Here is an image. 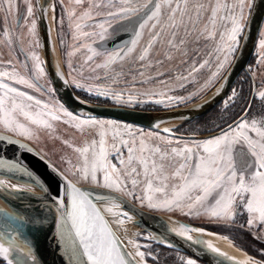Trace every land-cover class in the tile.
Listing matches in <instances>:
<instances>
[{"label":"rangeland","instance_id":"obj_1","mask_svg":"<svg viewBox=\"0 0 264 264\" xmlns=\"http://www.w3.org/2000/svg\"><path fill=\"white\" fill-rule=\"evenodd\" d=\"M254 1L251 9L244 8L243 32L239 35V46L234 54L228 53L226 46L225 50L220 53H217L216 48L222 43L220 36L225 34L231 27V21L226 17L234 14L239 19L241 0H219L221 5L226 4L228 8L226 10L224 7H221L214 20L211 16V9L215 7L217 0H196L197 3L205 5V11L200 13V30L204 31L205 26H207L209 32H215L214 38L207 40L203 36L200 37L198 43H194L188 48V55L184 57L175 50L169 51L166 43L158 42L149 50V55L145 61H140L139 56L150 39L152 29L146 26L137 39L136 25L143 18L142 15L132 19H124L116 15L109 16L108 13L110 11H119L123 0H79V3L77 0H54L52 24L58 59L70 85L81 97L78 96L88 103L150 109L183 106L194 100L199 101L211 94L226 76L239 51ZM143 2L144 0H132L134 6H138ZM29 4L33 8L32 17L27 16ZM85 12L91 13L90 18L82 19ZM161 20L165 24L167 23L164 16L161 17ZM32 23L36 25L34 31H32ZM77 23L82 26L89 25V27H82L80 31H77ZM151 23L152 21H149V24ZM213 23L215 25L214 28ZM100 25H103V27H100ZM85 32L89 33L90 36H85ZM134 39H136V43L133 46L130 42ZM261 39H264V27ZM89 48L94 49L97 55H93L88 50ZM129 48H131V51H129ZM21 49L27 53V59L21 52ZM195 49L199 51L196 52L194 51ZM33 53L39 58L40 66L44 69L43 72L36 70V61L31 59ZM67 53H73V55L68 56ZM167 55H171L172 59H167ZM89 56H92L91 61L88 60ZM217 56L220 58L219 61L217 60ZM224 56L228 57L227 61L224 60ZM109 57H112V60L106 68L97 67V65L105 64L109 60ZM194 59L197 67L204 60H208V63L199 69V71L194 72L189 77V81L176 79L178 76L188 74L190 65ZM254 59L256 63L252 64L253 66H251L249 72L251 76L255 77L258 85V90H256L257 98L261 99V102L264 103V99L259 95L260 92H264V49L260 48V43L256 49ZM183 61H187V63ZM69 63L71 67L68 66ZM221 63L224 65L223 67H220ZM13 71L29 80L35 86L28 88L25 85L15 84L14 81H10L7 77L0 79L12 83L19 90L32 95L35 99L41 100L42 105L47 104L49 111L61 115V120H50L52 127L44 128L31 125L23 117H19L20 123H25L30 128V137L20 135L18 132L9 131L3 125H0V130L33 144L78 185L104 188L102 185V172L98 173L101 182L97 184L90 180H83L79 173L75 172L72 168L73 165L77 168L80 167L83 160V157L75 149L90 145L93 140L98 142L100 139L99 129L88 128L87 126L83 130L75 128L72 126L74 122L63 115V110L71 111L57 96L43 63L36 0H11V9H9V0H0V72ZM34 79H37L46 88V91ZM73 82L84 85V89L76 88ZM97 91L103 92L105 96L97 97L95 94ZM242 92L243 88L238 84L221 105L220 112L223 113L230 105L240 100ZM170 96L184 97L185 99L182 102L173 101L169 103L168 98ZM105 101L109 103L104 104ZM157 101H162L163 103H157ZM36 110L38 111L39 109ZM245 113L246 111L243 115ZM73 115L80 119L89 118L76 113H73ZM254 118L257 120L264 118V111H261V115H256ZM96 119L113 121L118 126L115 128L108 126L106 128L107 136L105 137V147L109 151V162L116 164L117 168H122L123 166L113 158L115 155V149H113L114 143L116 148L121 151L123 157L127 159V151L122 145L123 141L133 142L134 148H138L139 141L144 140L149 147L153 148L160 147L164 150H170L173 147L181 148L187 146L195 150L196 141L209 139H186L121 121L105 118ZM64 121L68 122L65 123ZM214 121L213 125L209 128L199 127L197 124L190 122L188 125L180 126L181 128L178 127L180 129L176 128L172 130L179 135L202 136L218 131L225 123L222 120H217V118ZM114 134L116 137L115 141L113 140ZM167 141H171V143H167ZM96 148L97 150L99 149V143H97ZM133 166L142 171V166L138 164ZM134 178L138 180V185L135 189L131 186V178L126 179L123 173H121V180L124 181L122 187L126 185L124 191L117 192L115 189L110 190L132 199L139 206H144V209H149L151 212H163L165 215L177 217L194 225L196 224L191 220H197L196 218L206 223L224 224L229 227L226 230L236 236L239 244L241 243L242 246L249 247L253 253L264 258V225H261L257 220L250 227L247 224L250 216L243 208H241V212L247 214V219L244 223L240 221L238 226L233 223L234 215L226 219H217L210 215L208 209L215 206V199L217 198L215 194L205 201L203 206L197 205L196 208L191 210L187 207L186 203L171 207H149L147 196L152 195L153 203H160V194L146 191L145 180L142 175ZM127 192H133L134 195H127ZM137 197H140V199ZM236 204H239V198H237ZM234 210L235 206L232 209V213H234ZM175 214L180 215V217ZM130 225L134 227L133 233L135 234L132 242H136L141 251L145 253L144 260L147 264H186L189 259L194 260L196 264H201L181 251L168 249L158 244L148 232L141 229L134 221ZM130 241L127 243H130ZM231 241L235 247L242 249L251 257L253 256L247 250L239 247L232 239ZM253 257L257 259V257ZM257 260L264 262L261 259ZM0 262L6 264L1 256Z\"/></svg>","mask_w":264,"mask_h":264},{"label":"snow or ice","instance_id":"obj_2","mask_svg":"<svg viewBox=\"0 0 264 264\" xmlns=\"http://www.w3.org/2000/svg\"><path fill=\"white\" fill-rule=\"evenodd\" d=\"M77 2L79 3V0ZM252 3L253 0H241L239 19L234 14L226 17L230 19L231 27L220 36L222 43L216 48L217 53L224 51L225 46L228 53L234 54L236 52L239 46V35L243 32L244 8L251 9ZM221 7L226 10L228 8L226 4L221 5L217 0L215 7L211 9L213 20ZM9 9H11V0H9ZM202 11H205V5L197 3L196 0H144L138 6H134L132 0H123L119 11H110L108 15H116L124 19L143 16L136 25V38H139L146 26L152 29L150 39L139 56L140 61H145L149 55V50L158 42L166 43L169 51L175 50L184 57L188 55V48L192 44L198 43L200 37L203 36L207 40H212L215 36L214 31L209 32L207 26H205L204 31L200 30V13ZM27 16H33V8L30 4L27 7ZM90 16V12H85L82 19L90 18ZM162 16L166 18V24L161 20ZM149 21L152 23L149 24ZM35 27V23H32V31L35 30ZM82 27H89V25L76 24L77 31H80ZM84 35L90 36L87 32ZM130 43L134 46L136 39ZM259 43L260 48L264 49V39H261ZM88 50L93 55H97L94 49L89 48ZM194 51L198 52L199 50L195 49ZM67 55L71 56L73 53H67ZM31 59L36 61V70L43 72L44 69L40 66L39 58L34 53ZM167 59L171 60L172 56L167 55ZM219 59L217 56L218 61ZM227 59L228 57L224 56V60L227 61ZM88 60L91 61L92 56H89ZM111 60L112 57H109L105 64L97 65V67L106 68ZM183 62L187 63V61ZM207 63L208 60H204L197 67L194 59L188 74L178 76L176 79L189 81V77ZM68 66L71 67V64L69 63ZM223 66L221 63L220 67ZM3 77L28 88L35 86L15 71L0 72V78ZM73 83L76 88L84 89V85ZM95 94L97 97L105 96L100 91ZM259 95L264 99V92H260ZM184 99V97L171 96L168 98L169 103L173 101L182 102ZM157 103L163 102L157 101ZM63 115L74 122L72 126L75 128L83 130L87 126L88 128L99 129L100 139L98 142L93 140L90 145L75 149L83 157V160L80 167L77 168L73 165L72 168L79 173L83 180H90L99 184L101 179L98 177V173L102 172L103 187L120 192L124 191V187H126V185L122 187L124 181L121 180V173L126 179L131 178L133 189L138 185V180L134 177L142 175L145 180L146 191L159 193L161 196L160 203H153L152 195L147 196L148 206L153 208L180 206L186 203L191 210L197 205L203 206L205 201L215 194L217 197L215 206L208 211L212 217L217 219H226L230 218L231 215H238L239 213H232V209L236 206L237 198H239V206L250 216L247 224L251 227L258 220L261 225H264V118L260 120L245 118L230 123L226 128H221L218 135L203 141H196L195 150L187 146L173 147L170 150H164L160 147L153 148L149 147L144 140H140L139 147L134 148L133 142L123 141L122 145L127 151V159H125L114 143L115 155L113 158L123 166L117 168L116 164L109 162V151L105 147L106 128L108 126L118 127L113 121H104L93 117L80 119L67 110H63ZM19 117H23L31 125L44 128L52 127L50 120H61V115L49 111L47 104L42 105L41 100L19 90L12 83L0 79V125L9 131L30 137V128L25 123H20ZM64 122L67 123L68 121ZM163 131L167 133L171 130L164 129ZM115 139L114 134L113 140L115 141ZM97 143H99L98 150L96 148ZM167 143H171V141H167ZM69 163L71 162L69 161ZM135 164L142 166V171L133 166ZM0 165L8 169L18 167L16 164L5 161H0ZM0 186H3L2 180H0ZM126 194L134 195L133 192ZM137 198L140 199V197ZM66 199H70V209L65 206ZM101 199L112 202L111 207L107 209L110 212L114 207L119 206L114 203L118 197L107 196L101 197ZM56 203L60 211L61 228L74 234L76 238L72 240L73 252L79 251L76 247L78 242L83 257H86V260L79 261L78 264H130L126 257L131 254L121 250L118 238L101 215L93 199L90 198L88 191L81 190L75 184L68 182L65 186L64 196L61 197L58 194ZM119 215L121 216L120 223H123L125 219H130L127 213H120ZM193 231L202 230L181 225L178 234L191 241L192 237L186 234ZM64 235L65 231H62L61 237ZM130 243L134 242L130 241ZM193 243H204L210 250L219 255H224L207 241L198 239ZM135 247L137 248L136 256L143 261L145 253L139 251V245H135ZM13 250L19 251L24 257L33 258L31 248L21 247L13 241H9L7 246L0 242V256L7 261V264H14L13 259L10 258ZM17 264H23V260H19ZM131 264H135V261H132ZM186 264H196V262L189 259ZM237 264H256V262L247 258L237 262Z\"/></svg>","mask_w":264,"mask_h":264},{"label":"water","instance_id":"obj_3","mask_svg":"<svg viewBox=\"0 0 264 264\" xmlns=\"http://www.w3.org/2000/svg\"><path fill=\"white\" fill-rule=\"evenodd\" d=\"M53 1L36 0L42 59L57 96L71 112L84 117L126 122L163 133L166 132L163 131L162 126L172 124L171 131L166 134L186 139H204L220 133L219 130L202 136H185L173 132L172 129L193 122L214 110L227 98L240 75L248 70L264 24V0L254 1L239 51L218 87L199 101L169 110H140L123 106H104L82 100L70 85L58 59L53 22L50 24L47 16L48 8L53 7ZM255 89L256 87L246 113L234 122L244 119L248 114L255 97ZM0 161L18 165V167L11 169L0 165V176L32 183L38 190L31 191L22 187L11 188L4 184L0 186V198L15 211L11 212L0 207L2 210L0 211V242L7 246L9 241H13L21 247L31 248L33 253V258H27L22 256L19 251L13 250L10 258L13 259L14 264H17L19 260H23V264H78L79 261L86 260L78 242L76 247L79 251L73 252L72 240L76 239L74 234L67 232L60 226V211L56 201L58 194L61 197L64 196L65 186L68 182L89 192L90 198L93 199L101 215L118 238L120 248L124 253L129 252L100 209L97 203L98 197H118L115 201L120 204L121 209L132 214L135 217V224L148 232L158 244L168 249L181 251L205 264H230L206 248L182 237L176 231L171 230L167 224L169 221H173L191 229H200L230 239L229 237L171 215H163L143 209L113 190L97 186L78 185L33 144L2 130H0ZM65 206L70 209V199H66ZM42 212H46V216L42 217ZM36 216L39 217L36 218ZM62 231H65L63 237H61ZM1 258L4 260L2 256ZM126 258L130 264L135 261L131 255ZM4 262L7 264L6 260ZM135 264L137 263L135 262Z\"/></svg>","mask_w":264,"mask_h":264},{"label":"bare ground","instance_id":"obj_4","mask_svg":"<svg viewBox=\"0 0 264 264\" xmlns=\"http://www.w3.org/2000/svg\"><path fill=\"white\" fill-rule=\"evenodd\" d=\"M53 15H54L53 7L50 6L48 8V13H47L48 20H49L50 24L53 22ZM162 127L164 129H170L172 127V124L163 125ZM0 180L3 181V184L5 186L11 187V188L22 187V188H25V189H28L31 191H38L37 187L35 185H33L32 183H29V182H22V181H18V180H15V179H12L9 177H3V176H0ZM97 203H98L100 209L102 210V212L104 213V215L106 216L107 220L109 221L110 225L113 227V229L117 233L121 242L125 245L127 251L131 254L133 259L135 260V262L137 264H147L144 259H143V261H141L140 258L138 256H136L137 248L135 247V245H138V244L134 241H133L134 243H127V242H129V240L132 241V238L135 235L133 233L134 227H131V225H130V223H133V221L135 220V217L132 214H130L126 211H123L121 209L120 204L117 201H114V203L119 205V206L114 207L111 212L108 211L107 209L109 207H111L112 202H107L104 199H101V197H98ZM212 204H214V203H212ZM0 207L6 208L7 210H9L11 212H15L14 209L11 208L9 205H7L1 198H0ZM123 212L127 213L128 216L130 217V219H125L123 221V223H120L119 221L121 220V216L119 214L123 213ZM46 214H47L46 212H42L41 216L44 217V216H46ZM38 217L39 216H36V218H38ZM167 225L171 230L176 231L177 233L179 232L180 226H181V224H178V223L173 222V221H169ZM186 235H190L192 237V240H191L192 242L196 241L198 239L202 240V241L209 242L213 248L218 249V252L223 253L224 255H219L217 252L210 250L208 247H206V245L204 243H199L198 245L206 248L211 253L225 259L230 264H237V262L244 261L247 258H251L253 261L256 262V264H264V262L258 261L254 257H251L250 255L246 254L245 252H243L240 249H238L237 247H235L233 242L224 236H221L218 234H213V233H208L205 231H199V232L193 231V232L187 233ZM195 244H197V243H195ZM139 251H141L140 248H139Z\"/></svg>","mask_w":264,"mask_h":264},{"label":"flooded vegetation","instance_id":"obj_5","mask_svg":"<svg viewBox=\"0 0 264 264\" xmlns=\"http://www.w3.org/2000/svg\"><path fill=\"white\" fill-rule=\"evenodd\" d=\"M263 27H264V24H263ZM263 27H262V30H263ZM262 30H261V33H262ZM261 33H260V36H259V40H258V43H257V46H256V49H257V47H258V44H259V41H260V39H261ZM256 49H255V53H254V55H253V57H252V59H251V61H250V63H249V65H248V70L247 71H244L241 75H240V77L238 78V80L236 81V83L234 84V86H233V88H232V90L239 84V85H241L242 86V88H243V92H242V94H244L245 93V97H246V106H245V108H244V111L242 112V114L241 115H239V117L238 118H240L242 115H243V113L248 109V107H249V105H250V103H251V100H252V96H253V93H254V88L256 87V89H255V97H254V100H253V103H252V105H251V107H250V110H249V112H248V114H247V116H246V118H254V117H256V115H261V111H264V103H262L261 102V99H259V98H257V93H256V90H258V85H257V82L255 81V77L253 76H251L250 75V72H249V70H250V68H251V66H253L252 64H255L256 63V60L254 59V56H255V54H256ZM21 52L24 54V56H25V58L27 57L28 58V55H27V53L24 51V50H22L21 49ZM35 80V82L40 86V87H42V88H45L37 79H34ZM73 88V87H72ZM46 89V88H45ZM44 89V90H45ZM73 90L75 91V93L77 94V95H79L80 96V94H78V92H76V90L73 88ZM232 90H231V92H232ZM230 92V93H231ZM230 93H229V95H230ZM228 95V96H229ZM227 96V97H228ZM81 97V96H80ZM227 99V98H226ZM225 99V100H226ZM224 100V101H225ZM241 100V99H240ZM240 100H238V101H236L235 103H233L232 105H230L229 106V108L228 109H233V108H235V107H237L238 106V103L240 102ZM224 101L221 103V104H219L214 110L216 111V113H215V111L214 110H212L210 113H208V114H206V115H204V116H206L205 117V119H204V124L205 125H209V126H212L213 125V123L215 122L214 120L217 118V120H223L228 114H223L222 112H220L221 111V105L224 103ZM193 102H196V100H194V101H192L191 103H193ZM106 103H109V102H107V101H105V103L104 104H106ZM191 103H188V104H186V105H183V106H187V105H189V104H191ZM102 103H99L98 105H101ZM105 106V105H104ZM183 106H179V107H167V108H164V107H162V108H156V109H150V108H140V107H133V109H140V110H169V109H175V108H180V107H183ZM128 108H131V107H128ZM214 112V114H212ZM203 116V117H204ZM202 118V117H201ZM237 118V119H238ZM200 119V118H199ZM199 119H197V120H195V121H193V122H191V123H195V124H197V121L199 120ZM236 119V120H237ZM236 120H234V121H236ZM233 121V122H234ZM233 122H231V123H233ZM126 123V122H125ZM190 122H188V123H185L184 125H188ZM130 124V123H129ZM182 127H183V125H182ZM225 127H227V126H224V127H221V128H225ZM142 128V127H141ZM181 128V127H180ZM180 128H178V129H180ZM221 128L219 129V130H221ZM146 129V128H145ZM218 130V131H219ZM177 132H179L178 130H177ZM217 132V131H216ZM213 133V132H212ZM124 196V195H123ZM126 197V196H125ZM127 198V197H126ZM129 199V198H128ZM129 200H131L133 203H135L136 205H138L136 202H134L132 199H129ZM139 206V205H138ZM140 207L141 208H143L144 209V206H141L140 205ZM237 208V209H236ZM147 210V209H146ZM149 210V209H148ZM150 211V210H149ZM153 211V210H152ZM242 211V209H241V207L239 206V204H236V206H235V210H234V213H239L238 215H234V217H233V223L234 224H236V225H238L239 226V222L240 221H242L243 223H244V221L247 219V214L246 213H243V212H241ZM153 212H155V213H161V212H156V211H153ZM163 213V212H162ZM164 214V213H163ZM176 216H178V217H180V215H178V214H175ZM190 217V216H189ZM197 220H195V219H193V220H191V221H193L196 225H198V226H201V227H203V228H207V229H209V230H211V231H214V232H217V233H220V234H223V235H225V236H227V237H229L230 239H232L239 247H242L243 249H245V250H247L251 255H253V256H255V257H257V259H261V260H263L264 261V258L263 257H261V256H259L258 254H255V253H253L251 250H250V248L249 247H247V246H242V244L240 243H238L237 242V240H236V236H234V234L233 233H231L230 231H228V230H226L227 228H229L228 226H226V225H216V224H211V223H206V222H203L202 220H200V219H198V218H196ZM244 219V220H243ZM227 225H229V224H227ZM197 260V259H196ZM199 263H201V264H205V263H203L202 261H200V260H197ZM0 264H4L3 262H0Z\"/></svg>","mask_w":264,"mask_h":264},{"label":"trees","instance_id":"obj_6","mask_svg":"<svg viewBox=\"0 0 264 264\" xmlns=\"http://www.w3.org/2000/svg\"><path fill=\"white\" fill-rule=\"evenodd\" d=\"M246 106V97H245V93L242 94V97H241V100L240 102L238 103V106L233 108V109H227L223 114H228L223 120L222 122H225L223 126L221 127H224V126H227L228 124H230L231 122H233L234 120H236L239 115L242 114V112L244 111V108ZM215 111V110H214ZM214 114V112L212 113ZM206 116L200 118L198 121H197V125L199 127H204V128H209L210 126L209 125H205L204 124V119H205ZM220 127V128H221Z\"/></svg>","mask_w":264,"mask_h":264},{"label":"crops","instance_id":"obj_7","mask_svg":"<svg viewBox=\"0 0 264 264\" xmlns=\"http://www.w3.org/2000/svg\"><path fill=\"white\" fill-rule=\"evenodd\" d=\"M214 137V136H213ZM210 138V137H209ZM159 214H162V213H159ZM163 215H165V214H163ZM207 229V228H206Z\"/></svg>","mask_w":264,"mask_h":264}]
</instances>
